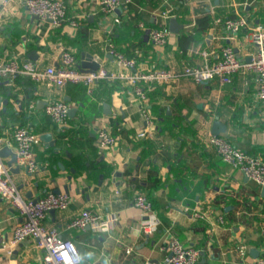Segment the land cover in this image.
<instances>
[{
  "label": "crops",
  "instance_id": "crops-1",
  "mask_svg": "<svg viewBox=\"0 0 264 264\" xmlns=\"http://www.w3.org/2000/svg\"><path fill=\"white\" fill-rule=\"evenodd\" d=\"M60 1L69 17L78 18L77 29L36 19L16 0L7 4L0 23V62L15 58L46 67L56 64L61 50L68 49L77 65L85 52L100 58V67L120 72L114 57L119 53L134 58L136 70L149 72L215 61L228 43L223 29L213 26L215 18L240 15L249 25L264 28V0H131L114 15L100 13L99 0ZM163 12L168 13L167 19H160ZM205 15L211 19L210 27L196 36V42H180L179 37ZM171 18L182 29L170 33L163 47L154 46L143 28L168 30ZM246 33L241 31L233 42L243 62L253 52ZM30 82L33 101L22 109L26 87L0 81V149L7 146L15 152L5 140L15 126L29 128L39 137L33 150L39 170L28 176L22 167L11 172L6 165L9 158L0 161L25 198L55 190L69 195L68 208L50 212L44 225L56 228L76 245L80 264H163L167 254L161 247L170 236L184 246L199 248V264H256L264 255V193L224 164L206 141L217 118L226 127L220 136L248 154L264 157V109L255 97L254 74L236 75L230 83L195 84L181 78L154 85L146 96L155 132L146 139L137 137L143 122L128 85L98 83L92 95L87 94L91 102L82 108L74 101L76 93L67 87ZM50 99L64 100L76 109L65 135L46 122L49 118L43 108ZM100 127L116 136L113 148H97L95 131ZM139 193L152 202L160 221L151 234L142 232L143 216L133 207ZM82 209L102 219L114 216L111 232L66 229L70 218ZM193 211L204 218L194 220ZM19 222L17 212L0 198V264H39L41 252L33 241L10 246L12 229Z\"/></svg>",
  "mask_w": 264,
  "mask_h": 264
},
{
  "label": "built area",
  "instance_id": "built-area-1",
  "mask_svg": "<svg viewBox=\"0 0 264 264\" xmlns=\"http://www.w3.org/2000/svg\"><path fill=\"white\" fill-rule=\"evenodd\" d=\"M12 0L0 2V23L7 4ZM30 16L41 20L49 19L54 27L68 25L78 28V18L67 15L65 5L60 0H16ZM131 0H99L98 10L104 15H112L117 8L126 7ZM160 19H167L168 13L163 12ZM213 26L221 27L225 33V40L217 59L211 63L195 66L169 67L142 72L135 69L136 60L125 58L116 53L114 57L120 72H109L103 67L87 73L77 68L76 57L68 49L61 50L56 64L40 67L37 63L19 62L12 58L0 62V81L10 85L15 84L17 78H26L35 84L64 89L68 84L83 85L86 94L92 95L94 88L100 81L123 83L131 87V92L139 103V112L142 117V128L138 132L139 139L150 138L155 132L154 119L147 107L146 92L154 85L174 83L181 78L189 79L195 84H203L212 80L221 83H230L236 75L254 74L256 78V99L264 109V28L260 25H249L243 16L229 18H215ZM148 41L154 46L163 47L170 36L164 28H143ZM246 30V39L253 48L249 61L243 62L238 57L233 42L241 31ZM69 104L61 99H50L44 104V114L50 119L59 134H66L69 119ZM96 146L100 151L108 150L116 145L117 138L112 132L100 127L95 131ZM207 144L212 147L220 160L233 170L240 172L245 178L253 182L258 188L264 186V157L251 155L235 147L228 139L220 135L206 134ZM7 145H14L17 156L16 164L22 167L28 176L39 170L34 147L39 143L38 135L29 128L17 125L13 128ZM0 198L9 204L20 216L11 233L10 246H16L26 240L34 242L41 252L39 264H80V254L76 245L62 238L61 233L53 227L44 225L47 215L52 211H65L70 202L66 193L55 194L46 192L37 198H25L8 174V169L0 161ZM133 207L138 209L142 216L141 230L145 234L155 232L160 221L152 202L144 194H136L133 198ZM194 220L203 219L204 214L193 211ZM220 219V218H219ZM220 221V220H219ZM116 222L114 216L102 219L88 209L75 213L67 223L66 229L83 231L90 229L96 234H108ZM166 252L163 264H199L201 250L192 246H184L177 238L170 236L161 247ZM245 249H240L242 257ZM256 264H264V255L256 260Z\"/></svg>",
  "mask_w": 264,
  "mask_h": 264
},
{
  "label": "water",
  "instance_id": "water-1",
  "mask_svg": "<svg viewBox=\"0 0 264 264\" xmlns=\"http://www.w3.org/2000/svg\"><path fill=\"white\" fill-rule=\"evenodd\" d=\"M121 11H122L121 8H117L114 11L113 15L119 14ZM34 18L39 19L37 17H34ZM45 20L51 23V21L49 19H45ZM180 29H182V26L179 25L174 18H171L169 20L168 31L172 34H178ZM100 62H101V60L97 56H92V55H89L85 52H82L80 55V64L77 65V68L80 71L91 73V72L96 71L100 67ZM68 101H70V100L68 99ZM6 103H7L6 100L2 101L3 105H6ZM39 105H40V102H38L37 106H39ZM104 107L107 109L108 105L105 104ZM75 111H76V109L70 108L68 115L72 117L73 114L75 113ZM225 128L226 127L223 124H221L217 118H215L212 122L210 133L212 135L217 136L220 133L225 132ZM49 137L50 136H48V135L43 136L42 140L46 141ZM0 158H9V161L7 162L6 165L11 172H13V171L18 172L19 171L18 166H16L15 169L12 168V166L16 164L17 156H16L15 152H12L9 147L5 146V147L0 149ZM261 192L264 193V186L261 188ZM53 193L58 194L59 191L55 190Z\"/></svg>",
  "mask_w": 264,
  "mask_h": 264
},
{
  "label": "trees",
  "instance_id": "trees-1",
  "mask_svg": "<svg viewBox=\"0 0 264 264\" xmlns=\"http://www.w3.org/2000/svg\"><path fill=\"white\" fill-rule=\"evenodd\" d=\"M210 24H211V19L208 15H205L204 17L197 19L195 22L194 28L190 30L186 35H181L179 37L180 42L182 41L186 43V45L196 42V36L206 31L210 27ZM103 82L104 81H100L99 83H103ZM15 83L26 87V90H25V94H26L25 100L26 101L25 103H22L21 108L23 109L24 106L26 107L30 106V103L33 101V96L31 93L33 86L30 80L19 77L16 79ZM66 87L68 89V92L76 93V97L74 101H78L80 105L82 106V108H87L86 106H88V104L91 102V99L86 94L85 87L83 85H76V84L75 85L68 84ZM94 114L96 115V112ZM10 117L12 118V120L16 121L15 114L12 113ZM49 121L50 119H46L47 123H50Z\"/></svg>",
  "mask_w": 264,
  "mask_h": 264
}]
</instances>
